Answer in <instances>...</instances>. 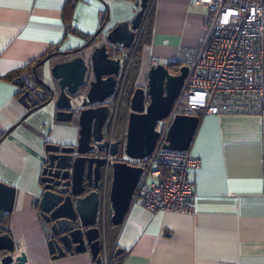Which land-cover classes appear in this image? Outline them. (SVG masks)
<instances>
[{
    "label": "crops",
    "instance_id": "0c3cea01",
    "mask_svg": "<svg viewBox=\"0 0 264 264\" xmlns=\"http://www.w3.org/2000/svg\"><path fill=\"white\" fill-rule=\"evenodd\" d=\"M136 1L107 0L104 7L101 0H0V180L15 187L12 210L0 224L8 225L13 259L25 264H94L88 249L53 258L47 243L49 224L32 202L41 190L44 144L76 141L77 114L71 120H55L47 105L25 115L13 79L31 71L47 53L81 45L102 24L105 9L103 33L117 21L130 19ZM150 12L149 33L138 52L137 86L146 85L152 63L177 61L181 49L200 44L209 13L193 0H153ZM119 51L112 47L111 55ZM66 58L52 55L36 70L48 71ZM188 152L201 160L190 173L194 211H152L131 202L122 222L109 231L106 223L101 227L109 206L112 213L109 185L96 225L99 255L106 251L113 256L120 249L118 264H264V113L201 115ZM109 175L111 179V168Z\"/></svg>",
    "mask_w": 264,
    "mask_h": 264
},
{
    "label": "water",
    "instance_id": "95a60500",
    "mask_svg": "<svg viewBox=\"0 0 264 264\" xmlns=\"http://www.w3.org/2000/svg\"><path fill=\"white\" fill-rule=\"evenodd\" d=\"M147 4L148 0L136 1L137 10L130 19L117 21L100 36L102 23L81 45L49 52L31 71H24L13 79L20 88L18 100L27 108L25 115L50 105L55 120H71L76 114L78 118L76 141L44 144L46 157L40 172L42 191L32 201L49 224L52 236L47 243L53 258L67 251L88 249L94 264H100L99 228L95 225L99 195L91 190L80 196L85 172H99L101 167L107 172L111 168L108 196L112 224L122 222L132 202L142 168L107 157V154L118 153L120 140L106 137L103 125L110 114L108 98L115 92L121 69V58L111 55V49L130 47ZM97 36L100 39L94 42ZM55 54L68 58L54 62L48 71L36 70ZM186 71L185 64L177 71H171L162 62L150 65L146 85L136 86L129 99L123 145L127 155L144 157L153 150L158 137L157 122L169 114ZM199 119L200 116L194 114H176L163 146L188 150ZM96 150L103 151L105 156L87 155ZM14 197L15 187L0 180V219L12 210ZM0 228L3 230L0 231V264H25L21 259H13L14 242L8 225L0 224ZM119 253L120 249H116L114 255Z\"/></svg>",
    "mask_w": 264,
    "mask_h": 264
},
{
    "label": "built area",
    "instance_id": "2783aa9c",
    "mask_svg": "<svg viewBox=\"0 0 264 264\" xmlns=\"http://www.w3.org/2000/svg\"><path fill=\"white\" fill-rule=\"evenodd\" d=\"M193 1L206 6L208 19L200 44L180 50L176 62L187 66L186 75L169 114L157 122L158 137L153 150L144 157H131L124 151L107 154L111 159L142 168L132 202L152 211L191 212L196 207L190 173L200 166V157L188 150L163 146L176 114L264 113V0ZM152 2L148 0L128 53L119 54L121 68L124 62L130 63ZM112 118L111 114L108 121ZM111 123L112 131L113 119ZM109 139L113 140L111 136ZM106 173L105 170V178ZM113 261L112 253L100 254V264H113Z\"/></svg>",
    "mask_w": 264,
    "mask_h": 264
},
{
    "label": "rangeland",
    "instance_id": "374dc122",
    "mask_svg": "<svg viewBox=\"0 0 264 264\" xmlns=\"http://www.w3.org/2000/svg\"><path fill=\"white\" fill-rule=\"evenodd\" d=\"M101 2H102L104 7L106 5H108L107 0H101ZM136 9H137V7H136ZM148 11L149 12H148L147 17L150 14L151 8ZM111 16L112 15L109 16L110 17V21H113V18H111ZM97 28L98 27H96L92 31V33L94 31H96ZM105 28L106 27L104 25L103 29L101 30L100 36H101V34H103ZM100 36H98L97 38L100 39ZM97 38H96V40H97ZM137 45H138V41H137ZM123 52L124 53H128L126 50H121L120 49L119 54L123 53ZM133 59H134V55L130 56V63L129 64L127 62H124V64L127 63L128 65L125 64L124 70L120 71L122 73L119 76V79L117 80V88L115 89V92L113 93V95L110 96V98H108V101L110 102V114H109V116L111 114L113 116V118H112L113 119V129L111 131V127H112V123H111L112 119H111L110 121H108V124L104 126V131L106 129L107 131H105V133L108 132L107 133L108 135L110 134V136H112L114 139H119L120 140V147H119V151H118L117 154H119V153H121L123 151V145H124V140H125L126 124L124 125L123 124L124 121H120V118L124 119V114H125L126 108L129 111V102H128L127 96L125 94H123V89H124V86H125V82L124 81H125L126 73L128 72L127 70L129 68V66L131 67V65H132L131 61ZM133 84L135 86H137L138 83L135 81ZM126 119H127V117H126ZM106 176H107V173H106ZM106 195H107V193H106V187H105V183H104V187H103L102 194H101V200L103 199L102 200L103 208H104V205H105L104 202H105V199H106ZM110 214H111V211H110V206H109V210L107 211L106 217H105L104 221L101 222V227L102 226L104 227L105 223H106V226L108 227L109 231H111V229L116 228V226H117V225H114V224L111 223ZM111 236H112V234L109 233L108 239H111Z\"/></svg>",
    "mask_w": 264,
    "mask_h": 264
},
{
    "label": "trees",
    "instance_id": "16d2710c",
    "mask_svg": "<svg viewBox=\"0 0 264 264\" xmlns=\"http://www.w3.org/2000/svg\"><path fill=\"white\" fill-rule=\"evenodd\" d=\"M106 10L107 9H105V13L103 15L101 23H104L107 19V11ZM150 24H151V12L144 22V26L141 30L140 35H139L138 45L136 44V48L132 54V56L134 55V59L131 61L132 65H131V67L129 66L130 69L128 68V70H127L128 72L126 73V77H125V81H124L125 86L123 89V94H125L127 96L128 102H129L130 96L133 92V89L135 88V85L133 83H134V79L136 77V74L138 72V56H139L138 52H139L141 44L146 40V36L149 33ZM125 64L127 65V63H125ZM125 64L123 65V70L125 68ZM166 65L168 66V68L171 71H177L179 66H180L176 61L168 62V63H166ZM12 74L13 73L7 74V77H10ZM127 113H128V109L126 108L125 114H124V119L120 118V121H124V123H123L124 125L126 124ZM118 256L119 255H113V258H114L113 264L119 263V260L117 259Z\"/></svg>",
    "mask_w": 264,
    "mask_h": 264
},
{
    "label": "flooded vegetation",
    "instance_id": "af4514ba",
    "mask_svg": "<svg viewBox=\"0 0 264 264\" xmlns=\"http://www.w3.org/2000/svg\"><path fill=\"white\" fill-rule=\"evenodd\" d=\"M96 38H95L94 42H96ZM109 106H110V102H109ZM107 124H108V119L106 120V122L103 125V133L104 134H105V131H106V129L104 131V126L107 125ZM62 144H66V143H62ZM87 155H95V156L103 157V156H105V153L103 151L96 150V151H94L92 153H89ZM44 162H45V160H44ZM110 181H111V179H110V175H109V168L107 170L106 178H105V175H104L103 167L100 168L99 172H97V171L95 172V171L91 170L89 174H86V172L83 174V178H82V188H83V190H82V192H80V196L85 195L87 192H89L91 190L97 191L98 195H99V204H98V209H97V216H96L95 225H97V221H98V212H99V208H100L101 194H102V190H103V187H104V183H105V187L109 188ZM40 189H41L40 190V193H41V191H42V184L41 183H40ZM100 210H101V208H100ZM102 212L104 213V209H103ZM51 236H52V234H50V237Z\"/></svg>",
    "mask_w": 264,
    "mask_h": 264
}]
</instances>
